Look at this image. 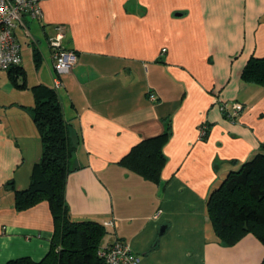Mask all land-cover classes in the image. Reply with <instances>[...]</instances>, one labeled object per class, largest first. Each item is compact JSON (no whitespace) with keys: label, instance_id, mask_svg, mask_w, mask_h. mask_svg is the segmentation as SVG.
Here are the masks:
<instances>
[{"label":"crops","instance_id":"obj_1","mask_svg":"<svg viewBox=\"0 0 264 264\" xmlns=\"http://www.w3.org/2000/svg\"><path fill=\"white\" fill-rule=\"evenodd\" d=\"M40 7V18L24 15L15 28L20 65L34 61L30 80L24 67L23 86L0 70V264L49 250L48 202L17 209L15 190L28 186L41 154L31 86L53 87L47 41L57 25L76 54L56 89L76 145L65 186L72 219L103 224L102 244H128L139 264H261L264 244L252 233L218 242L206 200L229 170L264 152V86L241 77L250 57L264 56V0ZM233 102L243 107L231 116ZM166 130L157 182L120 164L133 145Z\"/></svg>","mask_w":264,"mask_h":264},{"label":"trees","instance_id":"obj_2","mask_svg":"<svg viewBox=\"0 0 264 264\" xmlns=\"http://www.w3.org/2000/svg\"><path fill=\"white\" fill-rule=\"evenodd\" d=\"M7 71L14 83L23 86L25 76L20 64ZM241 77L264 86V56L250 57ZM31 90L34 95L31 115L40 137L41 154L32 166L28 186L15 190V207L24 209L46 200L53 220L52 237L49 250L40 260L22 256L6 264H106L97 253L104 246L106 227L91 220L72 219L66 202V180L73 169L71 162L76 145L64 119L57 90L42 83L31 86ZM168 136L166 130L139 141L120 159V164L157 182L166 160L162 148ZM206 210L218 242L232 245L252 233L264 244V152L229 170L209 193Z\"/></svg>","mask_w":264,"mask_h":264},{"label":"built area","instance_id":"obj_3","mask_svg":"<svg viewBox=\"0 0 264 264\" xmlns=\"http://www.w3.org/2000/svg\"><path fill=\"white\" fill-rule=\"evenodd\" d=\"M24 15L40 18L42 15L40 0H0V69L7 70L20 64V45L15 34V28L18 24H22ZM64 34V26L57 25L48 36L47 41L55 71L53 79L55 89L62 85L60 76L69 72L76 61L75 52L66 48L62 43ZM162 51H165V48H162ZM148 96L150 99L155 98L154 93H149ZM226 105L225 102H222L221 108H226ZM242 107L241 102H233L230 115H236ZM113 224V221L105 222L107 226ZM97 253L106 264H139L140 261L139 256L131 251L128 244L118 240L101 246Z\"/></svg>","mask_w":264,"mask_h":264},{"label":"rangeland","instance_id":"obj_4","mask_svg":"<svg viewBox=\"0 0 264 264\" xmlns=\"http://www.w3.org/2000/svg\"><path fill=\"white\" fill-rule=\"evenodd\" d=\"M22 44V47L24 48V46L26 47L27 46V44H26V42L24 43V42H22L21 43ZM31 60V59H30ZM29 60V62H28V60H27V62H25L24 64H22L23 65V67L25 68V70H26V73H27V75H28V79L30 80V77L33 75V73H34V61L33 60H31L30 61ZM2 72H6V70L5 69H0Z\"/></svg>","mask_w":264,"mask_h":264}]
</instances>
